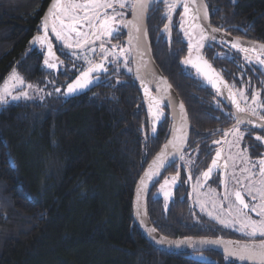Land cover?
<instances>
[{"label":"trees","instance_id":"trees-1","mask_svg":"<svg viewBox=\"0 0 264 264\" xmlns=\"http://www.w3.org/2000/svg\"><path fill=\"white\" fill-rule=\"evenodd\" d=\"M206 1L216 24L264 42V0ZM47 2L0 0V83L14 69L27 80L42 81L37 100L0 104V264H212L158 250L135 226L134 184L165 140L168 120L149 136L133 81H96L66 94L67 66L46 69L38 44L30 43ZM159 19L152 9L150 30ZM152 51L174 89L192 88L174 65L182 55L175 35L153 41ZM148 214L170 237L223 232L241 238L199 222L186 208L166 207L152 191ZM205 254L213 264H239L216 252Z\"/></svg>","mask_w":264,"mask_h":264},{"label":"flooded vegetation","instance_id":"flooded-vegetation-1","mask_svg":"<svg viewBox=\"0 0 264 264\" xmlns=\"http://www.w3.org/2000/svg\"><path fill=\"white\" fill-rule=\"evenodd\" d=\"M51 2L52 0H48L42 12L39 22V31L36 33V36L43 32L41 27L42 17L45 12L49 10ZM185 2L186 0H176L177 7L171 12V20L168 19V9L163 0H158L151 8V10L153 9L154 12H156V15L160 13V19L153 23L151 30L148 27L151 47L153 41L156 42L159 39L169 41L170 35H175L180 42L182 51L177 52V55L179 53L182 55L178 60L176 59V62L178 63L175 64L174 62V65L177 71L180 72L181 77H183L186 82L189 79V83L192 86V88H187L186 91H182L179 88L178 90L175 89L185 105L189 106V111L192 112L190 122L191 130L187 145L184 148L180 159L167 168L157 180L153 186L152 192L156 197L163 200L166 207L170 204L181 206L191 213L193 212L194 215L199 218L201 214L197 215L198 208H196L192 200L194 198V187L198 180L200 182L199 185L202 188L211 186L218 191L219 188H225L222 181L226 180L228 185L235 182L231 179L233 173L238 178L243 174L247 175V173L242 174L240 171L241 168L246 166L240 158H237L234 162L228 160L229 167L227 169L224 168L225 160L229 156H238L242 150H246L247 155L254 162H258L261 158H264V128L258 129L248 125V123H253L254 119H260L261 116H264V107L260 106L264 105V64L258 63L252 53L246 54L212 39L208 40L207 34L204 31L201 33L200 27H192L193 25H197L195 20H187V18H185L182 13ZM131 4L132 0H126L124 8L121 9L118 6L116 8V11L124 13L122 18L123 21L131 15ZM109 11L111 12V10ZM212 23L217 27H226L221 24H216L214 21H212ZM166 24L170 25L168 31L164 30ZM185 30L190 32L191 43L193 45H195L197 41H200L201 34L206 38L201 41V44L203 45L202 47L199 49H196L195 47L193 48L191 52L192 58L195 59L199 56L200 52H202L203 56L229 83L238 98L240 107H255L256 115H252L251 112L247 111L239 112L236 106H230L221 95L210 86L202 73L197 71L196 67L183 63V61L189 56V37L184 35ZM154 31H157L155 39L152 38ZM228 31L232 34L238 35L233 28ZM48 35L52 44V51L55 53V58L48 57L47 45L42 47L37 43V46L42 54L43 64L45 58L48 57L49 62L57 63L58 67L48 68L44 64L45 67H47L46 69L58 71L67 66V75H69V77L71 76L70 79L72 81L80 72L85 71L90 66L86 60L91 61L93 64L101 62L103 56L100 49V43L103 41L105 48H107L110 53H119L121 48L126 51L123 56L117 57L110 55L108 60H104V66L108 71L95 73L94 75L97 78L93 79V82L88 87L93 85L96 81L111 80L133 81L135 84L132 74L133 70L130 48L124 40L126 33L123 27L120 28L116 35L112 37H102L101 40L95 41V43L92 44L91 49L86 48L81 51H76V55H82L76 58L73 57L72 51L63 48V45L65 44L56 39L55 34L52 33L50 29ZM239 36L248 38L241 34ZM113 45H116L117 47L113 48ZM92 49H94V52ZM246 55L251 57V59H246ZM113 61H115V63H113ZM259 85H261V88L257 87ZM149 90L152 89L149 87ZM241 91L244 94L243 97L240 95ZM253 95L257 96V102L255 105L252 102ZM154 113H158V115H154ZM165 118L168 120L169 130L170 120L167 109L161 105H159L158 108L151 105L149 106V116L147 117L149 136H156L157 129L164 122L163 120ZM237 120L243 122L237 125ZM234 127H238L239 131L243 133L238 147L234 143L236 138L231 133H229L227 137L224 135L225 132ZM257 137H260L261 139L257 140ZM214 141H220V143L216 144ZM226 141L233 143L230 146ZM217 151L221 153V156L218 159V166L213 167L211 175L207 181H205L202 173L206 172L209 166L212 165V160L216 158ZM173 176L177 177L175 185L171 183V178ZM166 178L169 180V184L166 186L165 191L171 193L167 199L165 198L164 191L160 190V186ZM199 222H203V220L200 219ZM213 225L221 230H226L216 223H213ZM216 236L228 237L224 235L223 232H218ZM236 239L245 240L243 238ZM261 239L263 238L256 237L255 239L248 241Z\"/></svg>","mask_w":264,"mask_h":264},{"label":"snow or ice","instance_id":"snow-or-ice-1","mask_svg":"<svg viewBox=\"0 0 264 264\" xmlns=\"http://www.w3.org/2000/svg\"><path fill=\"white\" fill-rule=\"evenodd\" d=\"M166 7L168 9V19L171 20V12L177 7L176 0H164ZM126 5V0H53L51 6L49 7L48 13L42 20V34H39L33 38L30 43H38L42 47L47 45L48 57L55 58V53L52 51V44L49 40V29L52 33L55 34L56 39L62 41L69 49H91L92 44L97 40H101L102 37H112L116 35L121 27H131L137 33L142 32V22L145 16L146 11L150 6V0H132L131 9L133 19L126 22L123 21V12L116 11L117 6L119 8H124ZM184 15H187L189 12V5L185 3ZM111 10V12L109 11ZM207 11L204 12V19H207ZM192 27H200L201 33L204 29L200 25H193ZM170 25L166 24L164 30L168 31ZM213 32L217 29H212ZM184 35L189 37V56L183 61L186 65H192L196 67L198 72L203 73L206 79L217 86L218 83L223 82L222 78L215 72L212 66L208 63L207 60H204L202 57L197 56L195 59L192 58L191 52L193 48L199 49L203 45L201 41L205 40L203 34L200 36V41H197L195 45L191 43V35L188 30L184 31ZM131 42V40L129 41ZM234 49L242 51L244 53H252L255 56V59L258 63L264 64V44H260L258 47L253 46L251 48L242 47L239 40L233 42L231 45ZM113 48L117 47L116 45L112 46ZM100 49L102 51L103 59L100 63L93 64L91 61L86 60L90 65L85 71L81 72L79 76L67 85V93L72 94L81 89L87 88L92 82L93 79L97 77L94 75L97 72H107L108 69L104 66V60H108L109 56H123L125 49L121 48L119 53L109 52L105 48L104 42L100 43ZM94 52V49H92ZM75 55V51L73 52ZM48 57L45 58L44 64L48 68H57V63H50ZM246 59L250 60L251 57L246 55ZM115 63V61H113ZM11 81H14L12 85L8 81H5V85L2 90H0V104L7 103V98L11 96L13 100H18L23 97H27V92H21L20 95H12L10 88H14L15 84H23V78L13 71L12 75L9 78ZM226 85V82H223ZM32 87V85H28ZM57 92L60 91L59 88L56 89ZM219 91V89H218ZM230 95H231V90ZM145 93L149 94V90L145 88ZM240 95L243 97L244 94L241 91ZM247 99L246 97H244ZM149 99L152 102L151 106H159V101L154 97L149 95ZM252 102L255 105L257 102V96L253 95ZM233 103L236 104V107L239 112H251L252 115H256L255 107L241 108L240 104L233 100ZM264 107V105H260ZM181 110H183V104L180 105ZM158 115V113H154ZM261 120H264V116L260 117ZM243 121L237 120V125ZM231 133L236 139L234 141L235 145L238 147L240 139L243 136V133L239 131L238 127H234L225 132V137ZM260 140V137L256 138ZM231 144L233 142H228ZM172 143V141H169ZM214 143L219 144L220 141H214ZM167 147V145L165 146ZM221 153L217 151L216 158L212 160V165L209 166L206 172L202 173L205 181L211 175L213 167L218 166V159L220 158ZM240 158L243 163L246 165L241 168V173H247V175H242L241 177H236L233 173L231 179L235 181V184L238 185V188L229 191L227 187V181H222L225 187V192L223 197L217 202L215 199L211 201L214 209L219 208L222 212H226L229 217H232V223L239 224V230L242 232H247L250 236L264 237V158H261L258 162H254L247 155L246 150H242L238 156H229L224 163V168L229 167L228 160L233 162ZM167 161V155L161 153L158 155L150 165V171L145 173V177L148 179H153L155 175L159 174V170L163 168ZM234 166V164H233ZM155 169V171H152ZM253 169H258V178L257 172ZM144 177L141 178V184L144 182ZM177 177L173 176L171 178V183L175 185ZM198 180V184H199ZM169 184V180L166 178L160 186V190L164 191L165 198L167 199L171 193L165 191L166 186ZM139 191V189H138ZM215 192V190H212ZM244 193H247L250 197L251 203L246 202ZM228 202V206L224 208V202ZM201 207H204V204H201ZM249 212L255 213L258 219H253ZM210 216H214L215 219L219 220L222 224L229 223L228 220L223 219L220 215H216L214 212L208 213ZM150 231H154L150 230ZM163 242V241H161ZM203 243H219V241H204ZM229 254L233 256H238L242 260L253 261V264H264V239H261L259 243H246L240 245L239 242H235L234 247L229 250Z\"/></svg>","mask_w":264,"mask_h":264},{"label":"water","instance_id":"water-1","mask_svg":"<svg viewBox=\"0 0 264 264\" xmlns=\"http://www.w3.org/2000/svg\"><path fill=\"white\" fill-rule=\"evenodd\" d=\"M156 1L158 0H150V6L146 11L142 22L143 30L141 33H137L130 26L123 27L126 33L124 40L129 45L131 53L133 79L140 93L147 116H149V106L152 104L149 99L150 95L160 102L159 105L167 109L170 120L167 137L147 161L142 172L135 181L131 197V210L134 224L144 239L158 250L171 254H184L189 259L194 261L213 264L215 261L211 259L209 255L205 254L207 251H211L219 253L220 255L239 264H253V261L242 260L238 256L230 255L229 250L234 247L235 242H239L240 245L253 242L258 244L260 240L248 241L231 237H217L210 235H185L181 237H170L158 230L148 214V199L153 186L165 172V170L180 159L181 154L187 145L191 130V124L184 103L178 96L169 79L163 74L153 57L148 33L147 18L151 7ZM185 3L189 5V12L187 15H184L185 18H187V20H195L197 25L203 27L204 32L207 34L208 40L212 39L231 48H233L231 46L232 43L236 42L237 40H239L242 47L248 48L253 46L258 47L260 44H264L263 41L257 39L245 38L229 33L227 29L230 28V26L221 28L211 24L209 8L205 0H186ZM205 11H207L208 14L207 19L203 18ZM47 12L48 10L43 15L42 20L46 16ZM182 13L184 14V7L182 9ZM132 19L133 15L131 11V15L126 18L124 22ZM212 29H217V31L213 32ZM130 40L131 42H129ZM63 48L72 52L83 50L69 49L66 45H63ZM199 56L204 60H207L203 56L202 52H200ZM208 63L211 65L209 61ZM212 68L217 74H219V76L222 78V81L226 82L227 86L221 82L214 87L213 84L206 79L203 73L202 75L210 84V86L214 88L230 106H236V104L233 103V100L238 103L239 101L233 89L213 66ZM149 87L152 90H149ZM145 88L149 90V94L145 93ZM229 90H231V95ZM181 104H183V110H181ZM248 125L253 128L263 129L264 120L254 119V122L248 123ZM169 141H172V143H169ZM166 145L167 147H165ZM162 152L167 155L165 166L159 170V174L155 175L153 179L146 178L145 173L150 171V165H152L153 160ZM152 171H155V169H152ZM142 177L145 178L143 184H141ZM153 229L154 231H150ZM204 241H219V243H203Z\"/></svg>","mask_w":264,"mask_h":264},{"label":"rangeland","instance_id":"rangeland-1","mask_svg":"<svg viewBox=\"0 0 264 264\" xmlns=\"http://www.w3.org/2000/svg\"><path fill=\"white\" fill-rule=\"evenodd\" d=\"M82 54H87V53H82ZM82 55H73L74 58L79 57ZM47 68V67H46ZM16 73H18L24 80L23 84H15L14 88H10L11 94L12 95H20L21 92H27V97H23L21 96L20 99L18 100H13L11 98V96H9L7 98V103L8 102H13V101H19V100H23V101H35L38 98H40V95L42 94V81L40 78H36L34 80H27L25 79L24 75L19 71V69H14ZM13 70V71H14ZM13 71L0 83V90L3 89L4 85H5V81H8L10 85H12L13 83H15L14 81H11L9 78L12 75ZM81 73V72H80ZM80 73L77 75L79 76ZM28 85H32V87H28ZM255 172H257V178H258V169H254ZM245 175V174H243ZM241 177V176H240ZM228 190L232 191L234 190V188H238L239 186L234 183L232 184H227ZM212 190H215V192H213ZM225 192V188H219L218 191L214 188H212L211 186L207 187V188H202L198 182L194 187V198L193 203L195 204L196 208H198V212L197 215H200V219H205V221L203 220L204 223H216L219 226L229 230V231H233L237 234L240 235L241 238L245 239V240H253L256 237L259 238H263L264 237H260L259 235L257 236H250L248 235L247 232H242L239 230V224L238 223H232V217H229L226 212H222L219 208L214 209L212 206L211 201L213 199L216 198V201L219 202V200L223 197ZM245 196V200L246 202L251 203L250 197H248L247 193H244ZM204 204V207H201V204ZM228 206V202L225 201L224 202V208L226 209ZM209 212H214L216 215H220L223 219H226L229 221V223L227 224H222L219 222V220L215 219L214 216H210L208 213ZM249 215L252 216L253 219H258L259 217L256 216L255 213H251L249 212Z\"/></svg>","mask_w":264,"mask_h":264}]
</instances>
